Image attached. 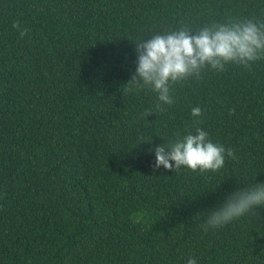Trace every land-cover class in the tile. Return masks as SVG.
Returning <instances> with one entry per match:
<instances>
[{"label":"trees","instance_id":"16d2710c","mask_svg":"<svg viewBox=\"0 0 264 264\" xmlns=\"http://www.w3.org/2000/svg\"><path fill=\"white\" fill-rule=\"evenodd\" d=\"M253 15L264 0H0V264H264V207L203 228L264 183V60L176 84L160 108L124 87L131 40ZM195 127L235 156L157 169L155 147Z\"/></svg>","mask_w":264,"mask_h":264},{"label":"clouds","instance_id":"9594fccd","mask_svg":"<svg viewBox=\"0 0 264 264\" xmlns=\"http://www.w3.org/2000/svg\"><path fill=\"white\" fill-rule=\"evenodd\" d=\"M131 41L136 45L135 72L124 87L133 93L141 90L155 93L160 108L175 102L176 84L200 79L208 71L223 72L229 65L247 69L264 60V20L255 15L229 16L196 31L185 25ZM191 115L194 119L201 117L202 109L193 107ZM154 153L157 169L187 168L200 173L218 172L225 167L226 157L235 156L233 149L214 142L201 127L156 146ZM258 206L264 207V183L235 190L209 212L204 231L222 228ZM186 264H198V260L190 256Z\"/></svg>","mask_w":264,"mask_h":264}]
</instances>
